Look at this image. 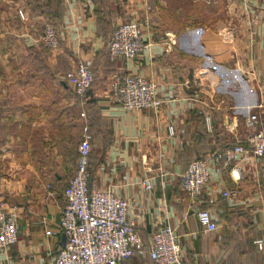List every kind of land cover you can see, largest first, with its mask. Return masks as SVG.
I'll return each instance as SVG.
<instances>
[{"label": "crops", "instance_id": "obj_1", "mask_svg": "<svg viewBox=\"0 0 264 264\" xmlns=\"http://www.w3.org/2000/svg\"><path fill=\"white\" fill-rule=\"evenodd\" d=\"M209 4L217 17L204 19L198 31L177 17L161 22L169 0H0V202L17 208L19 227L17 241L0 249V264H50L62 246L61 233L45 230L58 227L75 169L62 153L65 137L76 129L80 141L84 125L91 180L128 200V217L146 247L158 226L170 224L185 264H264V243L260 249L255 242L264 239V156L240 155L239 179L222 161H210L194 202L180 184L192 159L237 143L249 149L248 134L264 133V0ZM147 5L149 48L133 60L111 61V31L142 19ZM46 22L60 31L56 49L42 39ZM82 61L93 81L77 97L65 73ZM127 73L158 83V112L126 110L116 101L111 83ZM251 114L257 121L250 126ZM142 178H150V190ZM231 188L236 196L221 195ZM199 208L211 213L214 230L199 224ZM125 264L155 263L145 252Z\"/></svg>", "mask_w": 264, "mask_h": 264}, {"label": "built area", "instance_id": "obj_2", "mask_svg": "<svg viewBox=\"0 0 264 264\" xmlns=\"http://www.w3.org/2000/svg\"><path fill=\"white\" fill-rule=\"evenodd\" d=\"M150 11L151 7L147 5L142 19L128 20L115 26L107 43V54L111 61L119 57L133 60L149 48L146 30L151 24ZM19 15L23 18L21 11ZM59 32L51 22L44 24L42 39L49 48L56 49L59 46ZM221 34L224 38L230 36L229 32ZM65 78L76 94L83 95L91 87L93 71L88 63L82 61L67 71ZM111 90L116 101L126 110L150 109L158 112L163 103L158 93V83L138 73L117 74L111 83ZM256 121L257 115L251 114L248 125L251 126ZM90 139L88 126L84 125L77 145L74 173L63 190L65 203L60 211L58 227L45 230L47 235L61 233L64 236V242L51 256L50 264H125L133 255L145 252L155 264H185L183 248L174 226H158L146 247L134 222L128 217V200L91 180L88 169ZM247 139L249 149L237 143L221 152H213L187 163L180 175V184L191 202L201 194L209 179L210 161H222L223 166H230L231 176L239 179L240 155L249 152L257 157L264 156V133L251 132ZM139 183L146 190L152 188L150 178H142ZM221 195L236 196L237 190L225 189L221 191ZM195 216L205 231L216 228V223L207 209H197ZM17 219V208H5L3 202H0L1 250L10 248L17 241ZM255 242L261 249L264 239Z\"/></svg>", "mask_w": 264, "mask_h": 264}, {"label": "rangeland", "instance_id": "obj_3", "mask_svg": "<svg viewBox=\"0 0 264 264\" xmlns=\"http://www.w3.org/2000/svg\"><path fill=\"white\" fill-rule=\"evenodd\" d=\"M216 1V0H215ZM208 2V3H207ZM214 2V0H195L194 3H192L190 0H181L179 7H174L176 4V1L169 0V3L171 4V7L166 8V13L164 12L163 15L160 14L161 22L172 24L174 23L173 19L174 17H177L179 22L186 23V24H193L194 28H196L198 31L204 29L205 22L204 19H211L214 17H217L216 15H212L209 10V3ZM214 6H217L215 3H213ZM221 5V2H219ZM218 4V5H219ZM174 8H179L180 13L179 14H172ZM193 11V12H192ZM196 11V12H195ZM107 50V48H106ZM69 134L67 137H65L66 141L63 143L62 146V153L68 158L67 164L72 167L74 164V167L77 163V157L74 155L76 146L79 142V136L75 134L76 129H69ZM77 150V149H76ZM48 187V186H47Z\"/></svg>", "mask_w": 264, "mask_h": 264}, {"label": "trees", "instance_id": "obj_4", "mask_svg": "<svg viewBox=\"0 0 264 264\" xmlns=\"http://www.w3.org/2000/svg\"><path fill=\"white\" fill-rule=\"evenodd\" d=\"M55 27H56V25L54 24V23H52ZM113 30H114V28H113ZM113 30L111 31V33H110V35H109V37H108V39H107V41H106V48H107V43H108V41H109V38H110V36H111V34H112V32H113ZM108 55V54H107ZM109 58V57H108ZM120 58V57H119ZM121 59H123V58H121ZM89 90V89H88ZM88 92V91H87ZM86 92V93H87ZM75 93V92H74ZM86 93L85 94H83V95H81V96H84V95H86ZM76 94V93H75ZM77 97H79L80 96V94H77L76 95Z\"/></svg>", "mask_w": 264, "mask_h": 264}, {"label": "water", "instance_id": "obj_5", "mask_svg": "<svg viewBox=\"0 0 264 264\" xmlns=\"http://www.w3.org/2000/svg\"><path fill=\"white\" fill-rule=\"evenodd\" d=\"M64 237V236H63Z\"/></svg>", "mask_w": 264, "mask_h": 264}]
</instances>
